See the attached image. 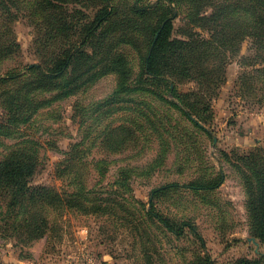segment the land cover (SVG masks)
<instances>
[{
  "label": "rangeland",
  "instance_id": "1",
  "mask_svg": "<svg viewBox=\"0 0 264 264\" xmlns=\"http://www.w3.org/2000/svg\"><path fill=\"white\" fill-rule=\"evenodd\" d=\"M111 1L117 17L95 34L101 42L96 58L75 52L61 76L48 78L31 65L58 69L101 1L0 0V75H15L0 80V122L16 119L0 135V159L29 163V185L49 187L56 201L43 236L21 243L0 236V264H232L256 258L264 243L250 239L248 169L239 158L264 149V84L247 75L253 66L249 36L230 41L224 52L175 61L161 71L166 80L154 79L144 71L147 29L167 17L171 38H209L214 24L207 18L227 1ZM130 5L146 6L145 15L129 14ZM180 99L212 136L173 105ZM219 172L224 180L215 189L185 187ZM167 183L177 184L150 198L152 189Z\"/></svg>",
  "mask_w": 264,
  "mask_h": 264
},
{
  "label": "trees",
  "instance_id": "2",
  "mask_svg": "<svg viewBox=\"0 0 264 264\" xmlns=\"http://www.w3.org/2000/svg\"><path fill=\"white\" fill-rule=\"evenodd\" d=\"M101 4L95 10L93 19L86 21L81 27L79 40L74 43L72 51L67 49L66 56L61 60V66L50 72L44 71L40 65H31L30 68L37 69L39 73L45 74L48 78H57L63 74L74 53L78 55L84 51V56L89 59L96 58L99 49V40L93 39L101 26L109 19L116 18L114 3L111 0H100ZM136 1V0H135ZM218 5L219 10L210 15V20L214 27L209 38L197 37V39L171 38L172 23L169 18L161 17L159 22L147 29L151 36L148 42L147 52L144 59V71L154 79H165L162 70L166 66L172 65L175 61L181 63L188 58L192 59L193 53L196 56H209L215 50L229 48V42H237V38L247 35L251 40L252 55L249 56L253 66L247 75L254 74L258 82L264 84V67L256 66L260 60L264 64V0H224ZM111 8H107V6ZM129 14L137 19L144 16L146 6L130 5ZM153 7V6H152ZM105 8V11L103 9ZM128 20L129 19H124ZM67 22L66 26L69 27ZM77 32L75 29L71 32ZM79 33V32H78ZM69 34V33H68ZM67 34V35H68ZM221 35V36H219ZM222 37V39H220ZM216 42H214V39ZM93 39L92 49H87L89 42ZM220 39V40H219ZM117 60L112 57L111 60ZM15 75L1 76L0 80L7 81L13 79ZM166 80V79H165ZM248 86H251L248 84ZM169 93L178 96L175 87L168 85ZM252 88V87H251ZM254 90H251L253 92ZM264 98V94L261 93ZM181 100V99H180ZM49 103V101H47ZM173 105L181 110L185 117L197 128L203 130L207 135L212 136L209 129L195 119L189 108L183 101ZM21 122L26 121V117H19ZM18 121V120H17ZM16 119L10 118L8 122H0V135L5 133L8 126L15 125ZM243 165L248 169L244 177L246 207L249 218V234L259 242L264 243V149L256 148L242 157ZM29 163L21 162L14 156H7L0 159V201H3L0 210V236L15 238L16 242H24L26 239L34 240L45 234L49 228L48 208H55V195L49 187L44 185H29L28 176ZM224 180L223 173L219 172L211 181H191L185 185L188 189L211 190L220 186ZM177 183H167L150 192V198L158 191ZM156 218L170 231L179 234L172 225L162 216L155 215ZM232 264H264V252L258 253L256 258L239 257Z\"/></svg>",
  "mask_w": 264,
  "mask_h": 264
},
{
  "label": "water",
  "instance_id": "3",
  "mask_svg": "<svg viewBox=\"0 0 264 264\" xmlns=\"http://www.w3.org/2000/svg\"><path fill=\"white\" fill-rule=\"evenodd\" d=\"M214 141H215V138H214ZM250 239H251L252 241H254L255 243H257L253 237H251Z\"/></svg>",
  "mask_w": 264,
  "mask_h": 264
}]
</instances>
